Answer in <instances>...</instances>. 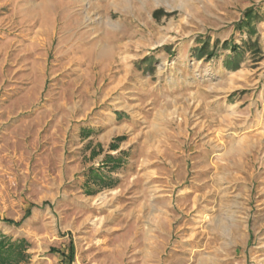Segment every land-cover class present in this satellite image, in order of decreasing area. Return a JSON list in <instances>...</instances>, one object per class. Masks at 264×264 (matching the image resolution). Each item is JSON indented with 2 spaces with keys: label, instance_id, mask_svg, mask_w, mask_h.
Returning a JSON list of instances; mask_svg holds the SVG:
<instances>
[{
  "label": "rangeland",
  "instance_id": "obj_1",
  "mask_svg": "<svg viewBox=\"0 0 264 264\" xmlns=\"http://www.w3.org/2000/svg\"><path fill=\"white\" fill-rule=\"evenodd\" d=\"M0 229L23 264H264V0H0Z\"/></svg>",
  "mask_w": 264,
  "mask_h": 264
},
{
  "label": "trees",
  "instance_id": "obj_2",
  "mask_svg": "<svg viewBox=\"0 0 264 264\" xmlns=\"http://www.w3.org/2000/svg\"><path fill=\"white\" fill-rule=\"evenodd\" d=\"M257 14L254 12L253 9H247L245 12V18L243 21H241L238 24V29L241 31L248 30L249 34L251 35L252 33H255V25L254 22L257 21ZM250 41L248 40L246 44L250 45ZM237 45H232L231 49L233 52L237 55H239L240 51ZM207 49V46L202 48L200 52V58L206 57L207 59L212 58L213 55L207 54L204 55L205 50ZM203 54V55H201ZM233 62V63H232ZM236 64L238 65L239 63L237 62L236 58H232L231 62H229L227 65L230 67L232 65ZM120 139H122L120 137ZM110 148L112 150H116L118 146L116 145H111ZM110 159H114V156L108 157ZM100 180H103L100 178ZM8 222H14L13 220L6 219ZM31 247V243L26 239V238H13L6 233H4L0 229V264H23V263H28L29 260L31 259V254L29 253V249Z\"/></svg>",
  "mask_w": 264,
  "mask_h": 264
},
{
  "label": "crops",
  "instance_id": "obj_3",
  "mask_svg": "<svg viewBox=\"0 0 264 264\" xmlns=\"http://www.w3.org/2000/svg\"><path fill=\"white\" fill-rule=\"evenodd\" d=\"M113 120V118L112 119H110V121H112ZM104 127H105V125H103ZM105 132H109V133H112V132H114V130H110L109 128L107 129V127H106V130H104L99 136H98V138L96 137V140L97 141H99V142H102L103 140H102V136L105 134ZM104 133V134H103ZM89 139H92L93 137L90 135L89 137H88ZM117 150V149H116ZM116 150H113V151H116ZM106 158V157H105ZM106 160H108V159H106Z\"/></svg>",
  "mask_w": 264,
  "mask_h": 264
}]
</instances>
